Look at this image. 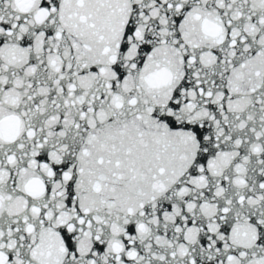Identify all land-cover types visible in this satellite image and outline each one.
Listing matches in <instances>:
<instances>
[{
	"label": "snow or ice",
	"instance_id": "6c2138e0",
	"mask_svg": "<svg viewBox=\"0 0 264 264\" xmlns=\"http://www.w3.org/2000/svg\"><path fill=\"white\" fill-rule=\"evenodd\" d=\"M0 264H264V0H0Z\"/></svg>",
	"mask_w": 264,
	"mask_h": 264
}]
</instances>
